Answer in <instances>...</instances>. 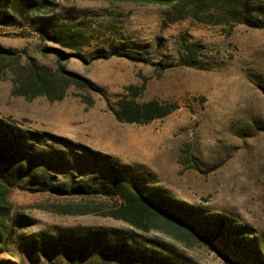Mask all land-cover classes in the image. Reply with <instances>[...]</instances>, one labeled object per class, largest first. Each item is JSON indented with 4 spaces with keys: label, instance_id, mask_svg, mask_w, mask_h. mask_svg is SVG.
<instances>
[{
    "label": "rangeland",
    "instance_id": "1",
    "mask_svg": "<svg viewBox=\"0 0 264 264\" xmlns=\"http://www.w3.org/2000/svg\"><path fill=\"white\" fill-rule=\"evenodd\" d=\"M171 15L168 8L115 0H60L50 16L83 29L90 38V46L78 51L82 60L59 59L48 51L59 47L42 41L33 27L0 29L1 48L50 69L60 62L98 92L71 88L59 102L28 100L13 96L11 83L1 81L0 117L121 164L143 166L150 191L168 193L199 216L218 215L244 227L250 251L264 253V29L237 26L227 34L190 18L172 24L167 19ZM98 51L107 57L87 58ZM143 84L137 102L175 104L177 109L148 125L117 122L111 112L115 96ZM88 96L91 105L84 103ZM3 174L0 169L1 183ZM8 186L9 216L24 214L34 221L18 232L130 230L104 217L114 200L39 193L26 182ZM145 243L155 251L172 248L183 264H225L221 246L222 254L200 242H176L155 232L143 234ZM245 255L240 251L238 260L252 264ZM0 264L29 263L11 244L0 245Z\"/></svg>",
    "mask_w": 264,
    "mask_h": 264
},
{
    "label": "trees",
    "instance_id": "2",
    "mask_svg": "<svg viewBox=\"0 0 264 264\" xmlns=\"http://www.w3.org/2000/svg\"><path fill=\"white\" fill-rule=\"evenodd\" d=\"M60 0H0V29L33 27L42 41L59 48H48L59 59H84L78 51L90 46L83 29L50 16ZM141 6L168 8L167 19L174 24L185 19L219 27L230 34L237 26L264 29V4L250 0H115ZM107 52L89 54L91 60L104 59ZM9 81L11 94L28 100L44 97L49 102L63 100L71 88L98 93L92 83L69 72L60 62L55 69L39 65L31 58L22 60L0 47V82ZM140 88L128 86L115 96L112 115L119 123L148 125L177 109L175 104L156 101L139 103ZM93 102L88 96L84 102ZM62 145L65 150L57 145ZM0 245L14 244L29 264H183L172 248L148 244L143 234L160 233L176 242L196 241L219 254L225 264H242L240 251L252 264H264V253L250 251L251 240L244 227L231 224L222 216H199L196 210L177 202L162 190L148 189L143 166H129L114 158L47 133L23 130L0 117ZM58 175L66 179L61 183ZM26 182L36 192L55 196L102 197L114 200L104 217L120 221L129 231L117 229H55L53 233L28 235L18 232L34 226L24 214L10 217L6 203L8 185L19 188ZM7 186V187H6ZM151 245V244H150ZM214 245V246H213ZM231 251V253H230Z\"/></svg>",
    "mask_w": 264,
    "mask_h": 264
}]
</instances>
